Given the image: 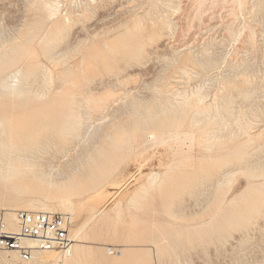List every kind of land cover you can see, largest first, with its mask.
<instances>
[{
  "label": "rangeland",
  "instance_id": "1",
  "mask_svg": "<svg viewBox=\"0 0 264 264\" xmlns=\"http://www.w3.org/2000/svg\"><path fill=\"white\" fill-rule=\"evenodd\" d=\"M256 1L258 0H243L239 4L241 6L235 0H219L214 5L208 1L202 12L205 21L194 18V7L191 8L192 4L188 1L190 5L186 7L187 15L178 19L180 21L176 27L179 28H172L171 33L145 45L142 56L133 59L122 56L124 46L131 39L121 35L124 29L121 20L129 17L131 12L143 13L148 7L146 0L145 3L143 0H0V51H3L4 46L8 53L12 48L17 49L23 44L31 51V56L25 60L31 58L34 62L37 61L41 72L39 71L36 79L24 80V87L27 86L30 95L37 92L42 94L39 98L36 96L32 100L34 102L46 100L58 93L60 88L70 85L61 80V70L64 67L78 63L81 56L83 66L94 61L85 70L88 77L86 89L91 93H101L109 88L111 95L100 107H94L84 99L79 100L75 111L81 118L80 135L76 138L80 143L92 141L115 125L122 124L129 128L134 119H141L143 111H132V102H147L161 111L179 109L180 113H188L185 99L191 96L188 98L191 100L195 90L202 93L204 103L215 108L225 105L222 111L226 126L221 127L219 138L238 129L235 127L238 126L235 119L240 122L242 119L249 121L252 125L250 132L255 133L264 129V9L258 11L257 5L253 4ZM89 2L98 5L96 14L92 17L79 15L80 8L89 7ZM176 2L177 0L157 1V8L153 7L154 15L169 13L170 7ZM186 2L180 0L178 7ZM138 3H144L139 10L136 9L139 8ZM65 18L71 20L70 26L59 47L68 43L70 49L56 65L52 58L42 54V38L52 29L55 21ZM176 19L172 17L173 22ZM105 23L110 27V32L105 36L107 46H103V41H97L102 39L101 36L93 38L91 32L93 26ZM181 24L183 28L180 27ZM228 25L232 29L228 30ZM248 25L254 30V35L250 34L251 28ZM28 36L33 37L31 42L26 41ZM94 40L96 43L92 44ZM182 46L189 47L180 51ZM187 50L190 57L186 61L181 55H185ZM55 52L60 54L63 50L58 48ZM25 63L21 60L6 67L0 79L14 74L17 78H22L17 71H22ZM103 65L111 66L112 69L105 71ZM243 76H246V82L243 81ZM40 78L49 83L39 89ZM5 94L0 84V98L6 97ZM167 121L169 120L164 123V131L167 130ZM187 122L189 121L184 120L177 127L179 134L186 129ZM148 131L146 129L137 133L136 143L128 154L99 185V195L84 200L86 203L98 202V206L109 214L121 207V217L105 225L99 221H88L87 209L73 215L72 227H79L82 232L87 233L85 247L92 250L83 264H264V217L249 225L244 238L238 229L233 231L234 237L220 242L212 234L216 219L210 223H202L214 211L212 206H204L205 196L211 197L207 190L199 192L198 185H190L178 191L179 187L171 183L176 176L170 175L166 178V183H170L167 192L156 187L145 192L139 191L140 184L146 181L150 173L162 175L170 169L177 172V165L172 163L179 152L187 149V142L176 143L167 137V132L163 134L164 142L154 143ZM193 133L197 138L199 130L196 129ZM78 151L75 153V150L70 149L68 156L60 160L74 158L79 155ZM190 151L193 163L197 164V157L203 152L202 145L195 141ZM41 154L52 166L59 156ZM253 158L257 157L254 155ZM52 166H48V169H52L51 173H54L56 168ZM246 182L247 177L238 172L227 196L229 193L240 194ZM2 183L0 180V193ZM133 192H137V202L129 204L128 200ZM31 196L24 195L15 203L24 202ZM72 199L76 200V197L72 196ZM7 201L0 199V209H3L2 204ZM117 253L123 254V257L114 259ZM0 259V264H63L61 260L51 258L33 263L19 261L18 258L10 260L8 256Z\"/></svg>",
  "mask_w": 264,
  "mask_h": 264
},
{
  "label": "bare ground",
  "instance_id": "2",
  "mask_svg": "<svg viewBox=\"0 0 264 264\" xmlns=\"http://www.w3.org/2000/svg\"><path fill=\"white\" fill-rule=\"evenodd\" d=\"M146 1L148 7L143 13L131 12L129 17L121 20V24L124 26L121 35L131 39L123 49L122 56L126 58L139 59L145 45L157 39L159 40L168 32L171 33L172 28H179L176 27L180 21L178 19L187 15L186 7L188 4L190 5L189 2L193 5H191V8L194 7V18L205 21L206 18L203 20L202 12L206 8V2L210 1L214 5L219 0H184L187 2L181 5L182 7H178L180 0H177L175 5L170 7V12L163 15H154L155 11H153V7L157 8V1L163 0ZM235 1L238 5L243 3V0ZM144 3H138L139 8L136 9L142 8ZM253 4L257 5L258 11L264 9V0H258ZM44 6L46 7L45 4ZM97 6L95 3H90L89 7L80 8L79 15L92 17L97 12ZM76 11L74 12L76 13ZM172 17L177 19L173 22ZM65 19L55 21L52 29L42 38V54L52 58L56 65L63 60L62 56L66 55L70 49L68 43L59 47V43L70 26L71 20L69 18ZM209 19L211 18L209 17ZM183 25L181 24L180 27ZM247 27L251 28L250 34L254 35L255 32L252 27L249 25ZM187 28L189 29V27ZM226 28L228 30L229 28L232 29L230 25ZM91 32L93 38L97 35L101 36L102 39L97 41H103V46H107L105 36L110 32V27L106 23L102 26H93ZM228 33L230 34L231 30ZM32 39V36H28L26 41L31 42ZM94 42L96 43V40L92 41V44H95ZM23 45L17 49L12 48L8 53L3 46V51H0V75L6 67L12 66L21 60L26 62L22 71H17L20 72L22 78H17L14 74L0 79V84L6 93V97L0 98V180L3 182L0 199L8 200L6 204H2V207L9 219L14 217V212L18 209L61 211L70 214L71 223L73 215L83 209L88 211V221H99L108 225L119 219L122 215L121 207L115 209L113 214H109L98 206V202L86 203L84 200L99 195L100 191L97 189L101 182L111 175L119 161L128 154L129 149L136 143L137 133L146 129L149 130L150 139L154 143L164 142L165 136L163 134L167 132V137L176 143L187 142V149L179 152L172 163L177 165L179 169L177 172L170 169L164 171L162 175L150 173L146 181L140 184L139 191L145 192L152 187H156L167 192V186L170 183H166V178L170 175L176 176L171 183H174L173 186L179 187L178 191L190 185H198L199 192L207 190L211 197L205 196L204 206L206 208L212 206L214 211L202 223H210V221L216 219V224L212 226V234L220 242L226 241L228 237H234L233 231L238 229L241 230V237L244 238L247 235L249 225L254 224L260 217H264V129L251 133L250 128L252 125L249 121L242 119V122H240L239 119H235L236 121H234L238 125L235 127L238 129L236 131L235 129L231 130L227 134L225 133L223 138H219L218 133L221 127L226 126L225 114L222 111L225 105H221L219 108L212 107L208 103H204L202 93L195 90L191 100L188 99L191 96L185 99V102L188 103V113L186 111L180 113L179 109L161 111L159 108H153L147 102H132V111H137L136 109L143 111L144 115L141 119H134L129 128L124 127L122 124L115 125L114 128L105 134L98 135L92 141L87 140L80 143L76 141V138L80 135L79 125L81 121L80 114L75 111L76 105H78L80 99H84L94 107L103 106L111 95V90L108 88L101 93H91L86 89L85 82L88 81V77L85 75V70L91 64L93 65L94 61H90L86 66H83V56H81L78 63L68 65L61 70L63 73L61 80L70 85L64 89L60 88L58 93L46 100L32 101L36 96L37 98L41 97L42 94L37 92L30 95V92L26 89L27 86L24 87V83H26L24 80L30 81L38 78L41 70L37 61L34 62L31 58L25 60V58L31 56V51ZM188 47H183L180 51L188 49ZM58 48L59 50L62 49L63 52L56 54L57 51L55 52V50ZM114 49H117V47H114ZM188 54L187 50V53L181 55V57L187 61L190 57ZM33 56L35 57V54ZM179 59L181 58L179 57ZM192 63L193 61H191ZM103 67L105 71L112 69L108 65H103ZM177 68L179 67L177 66ZM245 77L243 76V81L246 80ZM41 79L39 89L45 87L47 81ZM48 83H46V86ZM242 85H240V88ZM166 120L169 121H167V130L164 131ZM184 120L189 122H187L186 129L179 134L177 127ZM196 129L199 130L197 138L193 133ZM195 141L203 147V152L197 157V164L193 163L190 151ZM70 149L75 150V153L79 150V155L61 161L60 158L68 156ZM41 153L50 154L53 157L56 154L59 156H57V161L52 166L49 160L42 158ZM81 155L84 157L81 158ZM254 155L257 157L256 159L253 158ZM48 166L56 168L53 171L54 173H51L52 169H48ZM238 172H242L247 177L246 186L240 194L229 193V196H227L231 190L234 176ZM136 193L133 192V195L129 198V204L137 202ZM27 194L32 195L31 198L24 202L15 203L18 202L17 200L20 197ZM72 196H75L76 200H73ZM69 232L74 240L73 249L69 255L62 256L53 251H40L34 255L32 260L23 262L33 263L36 260L42 261L51 258L56 261L61 260L63 264H83L92 253V250L85 247L88 235L86 232H82L81 228H74L72 225ZM0 254L1 258L8 256L10 260L17 259V254L14 251ZM122 257L123 254L117 253L114 259Z\"/></svg>",
  "mask_w": 264,
  "mask_h": 264
},
{
  "label": "built area",
  "instance_id": "3",
  "mask_svg": "<svg viewBox=\"0 0 264 264\" xmlns=\"http://www.w3.org/2000/svg\"><path fill=\"white\" fill-rule=\"evenodd\" d=\"M71 224L67 213L18 209L9 219L0 209V253L14 251L19 261H30L40 251L69 255L74 244Z\"/></svg>",
  "mask_w": 264,
  "mask_h": 264
}]
</instances>
